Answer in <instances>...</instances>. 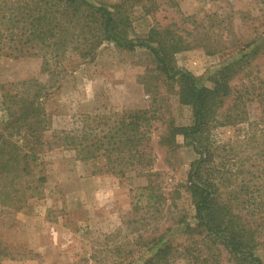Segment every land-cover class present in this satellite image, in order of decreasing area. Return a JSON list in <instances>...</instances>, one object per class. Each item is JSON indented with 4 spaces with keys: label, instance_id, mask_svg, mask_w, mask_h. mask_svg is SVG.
Wrapping results in <instances>:
<instances>
[{
    "label": "rangeland",
    "instance_id": "374dc122",
    "mask_svg": "<svg viewBox=\"0 0 264 264\" xmlns=\"http://www.w3.org/2000/svg\"><path fill=\"white\" fill-rule=\"evenodd\" d=\"M89 1L109 6L123 2L121 17L128 19L131 34L139 38H146L152 28L167 31V38L183 47L174 53L175 66L209 88L243 45L264 35V0ZM44 66L41 57L14 59L0 53V264H142L150 255L146 243L153 237L170 228L167 237H177L184 229L175 225L181 216L187 224L196 222L185 187L198 155L182 136L173 144L167 132L171 124L192 125V109L180 103L178 85L159 72L156 59L145 48L129 50L104 41L93 60L79 62L76 54H69L62 63L65 71L55 77L44 72ZM30 80H38L48 91L34 103L18 104L13 96L28 93L22 84ZM230 84L250 99L246 106L250 121L263 119L262 105L252 99L264 91V54ZM28 106L40 112L39 119L47 115L50 130L37 144L42 152L30 160L31 174L23 175L10 170L14 166L10 150L16 145L27 152L33 137L24 122L19 129L10 122ZM137 110H151L156 118L147 150L152 158L151 191L144 190L150 182L141 171L125 175L106 171L120 160L101 154L85 162L70 148L41 146L54 133L79 130L85 124L95 132L106 130L102 123L113 126L123 114ZM248 130L247 124H239L211 131L214 144L231 145L241 159L226 178L235 180L230 174L240 171L248 157L257 166L250 167L249 162L245 171L259 175L264 168V139L242 143ZM244 176L248 179L249 173ZM255 184H264V175L254 179ZM255 246L264 264V225Z\"/></svg>",
    "mask_w": 264,
    "mask_h": 264
},
{
    "label": "trees",
    "instance_id": "16d2710c",
    "mask_svg": "<svg viewBox=\"0 0 264 264\" xmlns=\"http://www.w3.org/2000/svg\"><path fill=\"white\" fill-rule=\"evenodd\" d=\"M123 5L122 2L109 6L89 0H0V53L14 59L41 57L45 61L44 72L55 77L65 71L62 63L69 54H76L79 62L93 60L96 49L104 41H111L118 48L149 50L159 72L178 85L180 103L192 109V125L171 124L167 132L173 144L177 145L176 137L182 136L184 143L192 146L198 155L190 165L185 187L194 205L196 222L187 224L186 217L181 216L175 225H182L184 229L177 237H167L173 228L153 237L146 243V252L150 255L142 264H263L255 245L259 227L264 225V184L253 186L252 181L264 175V168L259 175L256 171H245L249 162H252L250 167L257 166L254 158L248 157L239 166L240 171L237 169L235 174H230L235 180L229 175L226 178L225 173L229 174L241 159L231 145L214 144L211 131L247 124L249 130L242 143L250 145L264 139V118L250 121L246 111L250 99L230 84L264 54V35L243 45L237 57L217 72L214 86L209 88L200 85V79L189 71L175 66L174 53L183 47L168 39L167 31L163 34L152 28L146 38L131 34L128 19L120 14ZM22 86L28 87L25 89L28 93L13 96L19 99L18 104L25 105L48 91L38 80L24 82ZM252 100H259L264 116V91ZM18 111L10 126L17 129L27 126L33 138L27 152L23 153L16 145L10 150V164L14 165L10 170L30 175V160L34 161L42 152L37 144L50 130V120L47 115L39 119L40 112L31 106L27 111ZM150 113L151 110H137L123 114L113 126L104 122L107 132H95L87 124L79 130L56 132L41 146L70 148L85 162L101 154L108 160H120L117 166L108 165L106 171L122 175L141 171L138 173L148 177L150 182L144 190L151 191L154 187L149 170L152 158L147 150L156 118ZM247 173L248 179L244 176ZM153 198L151 195L150 201ZM179 237L187 244L183 246Z\"/></svg>",
    "mask_w": 264,
    "mask_h": 264
}]
</instances>
